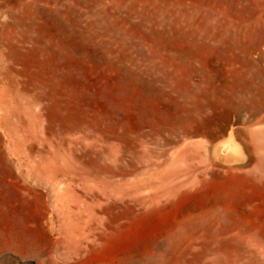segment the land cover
Here are the masks:
<instances>
[{
    "label": "rangeland",
    "instance_id": "rangeland-1",
    "mask_svg": "<svg viewBox=\"0 0 264 264\" xmlns=\"http://www.w3.org/2000/svg\"><path fill=\"white\" fill-rule=\"evenodd\" d=\"M0 264H264V0H0Z\"/></svg>",
    "mask_w": 264,
    "mask_h": 264
}]
</instances>
